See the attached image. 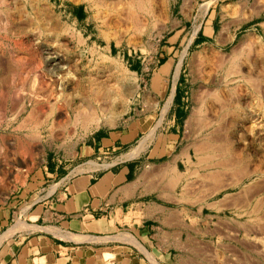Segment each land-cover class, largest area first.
Returning a JSON list of instances; mask_svg holds the SVG:
<instances>
[{
	"label": "rangeland",
	"instance_id": "rangeland-1",
	"mask_svg": "<svg viewBox=\"0 0 264 264\" xmlns=\"http://www.w3.org/2000/svg\"><path fill=\"white\" fill-rule=\"evenodd\" d=\"M32 1L30 0L31 4L28 3L29 0H0V60L5 61L8 66L5 79L0 82V106L2 102H7L8 109L5 112L8 113L7 115L2 109L0 110V206L5 204L12 192L15 193L24 186L37 170L41 176L40 168L48 162L56 161L66 166L69 171L72 170L71 174L82 172L81 169L88 167L91 161L105 167L108 163L111 165L116 162H109L111 160L125 159L124 155L153 132L151 136L154 138L153 142L155 140L162 142L167 139L166 132L178 131L175 152L142 164L145 174L149 175L147 176L149 189L144 200L146 203L158 204L162 210L160 218H157L154 224L162 230L163 244L173 247V251L177 254V264H264V229H261L264 226V204L261 205L262 203L257 201H252L250 204L251 195L233 194L234 196L227 198V202L224 201L226 206L223 205L221 209L208 207V203L237 192L239 187L230 188L214 197L204 199L206 190L209 192V189H206L207 186L200 188V184L198 186L199 180L197 182L196 179H199V176L190 175L183 180L184 182L181 181L171 188L172 179L166 168L167 164L173 163L176 157L179 171L186 172L188 166L181 155L183 149L189 146L196 160L191 143L200 140L206 133L218 135L227 130L230 137L238 143V147L243 148L239 150L242 151V155L246 158L249 156V161L253 160L251 165L254 163V166L259 165L261 161L260 164L264 166V113L259 105V92L264 88V55L260 57V65L255 74H252L255 76L252 80L244 79L238 74L228 76L226 68L219 69L214 65L215 51L221 49L230 51L248 34L247 32L256 31L264 38V0H199L197 2L199 13L206 12L211 6L214 9L213 15L216 16L214 29L210 23L206 27L200 25L196 37L202 34L204 29L208 36L197 44L195 40L193 41L188 55L183 59L177 79L175 74L182 53L194 33L195 26L201 24L194 18L196 12L193 9L196 3L193 0H144L140 7L133 4L134 0H116L109 10L102 9L103 15L108 19L107 25L98 16V9L88 6L84 0H52L54 10L65 26L63 28L54 26V21L52 22V19L39 9L40 6L37 7L38 0ZM208 2L211 4L207 7ZM133 13L139 14L136 17L138 22L141 21L138 26L135 19L129 17ZM81 36L83 40L85 39V43ZM234 36L235 39L232 40ZM36 49L38 53L35 58L33 53H36ZM255 53L252 51L251 55ZM33 59L36 63L39 60L44 61L37 72L47 74L46 86L40 90V93L48 94V100L45 102L47 106L45 110L48 114H52L49 106L56 100L62 105L65 103L66 107L72 98L78 99L82 96L87 98L88 94L97 91L102 84H117L116 86L120 85L121 89L129 92L134 91L135 88L134 96L129 106L118 105L114 111L116 113L118 110V112L111 113L112 118L109 116V119L111 118L109 120L107 117L98 127L93 125L85 129L81 122H77L79 125L76 123L77 125L73 124L74 127L73 125L71 128L66 127L72 131L70 134L66 128L49 129L50 118L56 115L54 112L53 115L43 114L39 119L40 122L46 123L45 126L39 124L37 117L30 118V105L28 111L18 113L20 105L27 100L22 94L20 78L22 73L24 77L32 69ZM60 59L61 63H59ZM45 60H54L57 69L53 70ZM122 69L124 71H121ZM53 79L60 80V83H53ZM27 81L24 82L25 87L30 85V88L32 86L34 88L35 78L32 80L28 78ZM218 86L225 87L219 101L214 99L217 98L214 94L211 96L205 94L209 88ZM177 88L179 99L184 98V105L179 119L172 128L169 127L168 121L174 112L173 102ZM173 89L175 92L173 100L164 113ZM233 94L235 95L232 96ZM237 98L240 102L234 100ZM203 100L207 105L206 110L208 108L205 118L215 124L207 125L210 127L204 129L203 123L196 122L197 113L191 119ZM215 118L217 121L219 118L220 120L217 122ZM24 120L27 124L24 123L26 125L20 128V123ZM216 122L218 125L222 124L220 128L217 127ZM198 126H202L201 131ZM125 128L129 130V138L138 131L139 136L129 145L111 154L112 159L101 157L100 160H96L94 157L80 156L82 148L89 144V139L96 131L110 132ZM221 128H225V131ZM142 156L144 157L138 160L146 161V155ZM79 168L81 169L78 170ZM14 178L15 180L12 181ZM253 178L264 181V173H259ZM58 181L59 179L46 183L43 187L48 188L51 193L60 184ZM249 181L246 180L245 183ZM187 182L191 187L183 188ZM35 197L36 195L31 199ZM247 197L249 200L246 203ZM233 202H237L236 204L241 207L232 206ZM254 204H258L257 208L260 205L261 209L251 213ZM20 206L18 205L19 208ZM252 220H255V223ZM246 222L250 226L255 225L254 233L248 235L244 230V227L248 226ZM6 230V227L0 230V235ZM244 239L254 241V244L251 247L244 246L241 243Z\"/></svg>",
	"mask_w": 264,
	"mask_h": 264
},
{
	"label": "crops",
	"instance_id": "crops-1",
	"mask_svg": "<svg viewBox=\"0 0 264 264\" xmlns=\"http://www.w3.org/2000/svg\"><path fill=\"white\" fill-rule=\"evenodd\" d=\"M193 1L197 23L214 29L212 6L199 13V0ZM201 36H208L205 29ZM183 100L174 99L169 127L179 119ZM128 132L96 131L80 156L112 159L139 136L138 131L129 138ZM177 132H166L162 142L148 137L139 157L111 160L116 162L102 168L71 174L56 161L42 166L41 176L37 170L0 206V230L7 228L0 235V264H177L173 247L163 244L162 230L154 224L161 207L144 200L149 175L142 165L175 152ZM142 155L146 161L140 162ZM57 179L53 192L43 187Z\"/></svg>",
	"mask_w": 264,
	"mask_h": 264
},
{
	"label": "bare ground",
	"instance_id": "bare-ground-1",
	"mask_svg": "<svg viewBox=\"0 0 264 264\" xmlns=\"http://www.w3.org/2000/svg\"><path fill=\"white\" fill-rule=\"evenodd\" d=\"M3 1V0H2ZM34 1V0H33ZM32 1V2H33ZM52 0H38L36 2L39 3V5L37 7H39L40 10H43V13H46V15H48L50 17V19H52V22L54 21V26H57L59 28H63L65 26H63L64 24L61 22V18L60 16H58L56 14V11L54 10V5L51 3ZM75 1H80V0H75ZM83 1V0H81ZM87 2L88 6L93 7V8H97L98 9V16L102 19L103 23L108 22V19L106 18V16L103 15V11L102 9H106L109 10L110 8H112V4H114L116 2V0H84ZM215 1V0H214ZM133 4H136L137 6L139 5H143L144 0H134ZM149 2V1H148ZM28 3H31L30 0ZM120 3V2H119ZM150 3V2H149ZM2 4V3H1ZM32 4V3H31ZM36 4V3H35ZM34 4V5H35ZM211 4V2L207 3V7ZM130 5V4H129ZM149 5V4H148ZM21 6V5H20ZM119 6V5H118ZM31 7V6H30ZM37 7L35 9H37ZM140 7V6H139ZM24 8V7H23ZM34 8V7H33ZM32 8V9H33ZM117 8V7H115ZM130 8V7H129ZM145 8V7H144ZM39 10V11H40ZM100 10V11H99ZM37 11V10H36ZM116 11V10H115ZM128 11V9H127ZM135 11V10H134ZM119 12V11H118ZM136 12V11H135ZM42 13V11H41ZM127 13V12H126ZM109 14V12H108ZM137 14V13H136ZM8 15V14H7ZM43 15V14H42ZM125 15V14H124ZM138 15H134L130 14L129 17L131 19H135V23L138 24L141 22H138V18H136ZM49 17H47L49 19ZM98 17V18H99ZM108 17V15H107ZM46 18V19H47ZM126 18V17H125ZM145 18V17H144ZM47 19V20H48ZM143 19V18H142ZM156 19V18H155ZM46 20V21H47ZM110 20V19H109ZM51 21V20H50ZM133 21V20H132ZM21 22V21H20ZM111 22V21H109ZM128 22V21H127ZM126 23V22H125ZM10 24V23H9ZM13 24V23H12ZM56 24V25H55ZM156 24V23H155ZM135 25V24H134ZM142 25V24H140ZM152 25V24H151ZM201 24H197L195 26V29L193 30L194 33L192 35V37L190 38L189 43L187 44L186 48L184 49L182 56L180 58V62L177 66V70H176V74H175V78L177 79L179 77L180 74V69L182 66V62L183 59L185 58V56L188 55L189 52V47L191 46V44L193 43V41L195 40V37L198 33V31L200 30ZM13 26V25H12ZM136 26V27H137ZM15 27V25H14ZM19 27V26H18ZM135 27V26H134ZM133 27V28H134ZM56 28V27H55ZM4 29V28H3ZM57 29V28H56ZM66 30V28H64ZM14 30V29H13ZM16 30V29H15ZM18 30V29H17ZM101 31V29H100ZM104 32V31H103ZM107 32V31H106ZM248 34L244 36V38L237 44L235 45L230 51H224L223 49L221 50H217L215 51L214 58L216 59V64L218 67L217 68H226L227 69V74L228 76H232L234 74H238L240 76H242V78L244 77L247 78L248 80H252V74H255L256 70H258V67L260 65V57H262L264 55L263 53V48H264V38L260 35L257 34L256 31H250L247 32ZM108 34V33H106ZM105 34V36H107ZM82 39V36L80 37ZM79 38V40H80ZM123 38V37H122ZM235 39V36L232 37V40ZM231 40V41H232ZM82 41L84 42L85 39ZM118 41V40H117ZM85 43V42H84ZM92 48V47H91ZM95 49V48H92ZM50 51V50H49ZM96 51V49H95ZM252 51H255V55H251ZM1 52V51H0ZM92 52V50H91ZM37 49H36V53H33V56L36 58L37 56ZM214 53V51L212 52ZM4 54V53H3ZM34 58V59H35ZM105 58H107V56H105ZM110 57H108L107 60H109ZM33 59V61H31V66L32 69H30L26 75H24L23 77V73H22V77L21 79V90H22V94L23 96H25L26 103H23V105H20L21 108H18L19 112H25L28 111V106L30 105V111H29V115L30 118L31 117H37V120L40 122V118L41 116L47 113V111L45 110L46 104L45 102H47L48 100V94L46 93H40V90L44 88V86H46L47 80H46V76L47 74L45 72L42 73H38V69L43 65L44 61L43 60H39L38 63L35 62V60ZM112 59V58H111ZM113 60V59H112ZM54 60L52 61H47L45 60V62H48V64L52 67L53 70L57 69V66L54 65L53 63ZM215 61V60H214ZM112 62V61H111ZM114 62V61H113ZM59 63H61V59L59 60ZM7 65L5 63V61L0 60V82H2L5 79V72H7ZM27 70V69H26ZM47 70V69H46ZM49 71V70H48ZM51 71V69H50ZM121 71H124L123 69ZM24 72V71H23ZM126 72V70H125ZM124 72V73H125ZM127 73V72H126ZM25 74V73H24ZM121 75V74H120ZM128 76V75H127ZM255 77V76H254ZM260 77V76H259ZM258 77V78H259ZM28 78H35V85L34 88L32 86V88H30L29 86L25 87L24 82L28 80ZM122 78V77H121ZM18 79V78H17ZM227 79V78H226ZM254 79V78H253ZM13 80V79H12ZM17 81V80H16ZM15 81V82H16ZM247 81V80H246ZM19 82V83H20ZM28 82V81H27ZM53 83H60V80L58 79H53L52 80ZM119 82V80H118ZM227 82V81H226ZM225 82V83H226ZM12 83V82H11ZM133 83V82H132ZM135 83V82H134ZM24 84V85H23ZM32 84V83H31ZM122 84V83H121ZM250 84V83H249ZM117 85V84H116ZM116 85H112V84H102L101 86L98 87L97 91H94V93L92 94H88L87 98L86 97H79L78 99H76L75 97L72 98L70 101L68 102V104H66L65 107V103L62 105L60 101L56 100L55 102L51 103V106H49L52 114H48V115H54L50 118V122L48 123L49 125V129L55 130L57 129H61L63 130V128L65 129L66 127L71 128V126L74 124H76L77 122H81V125L84 126L85 129H89L90 127H93V125H96V127H98L101 123H103V120L106 119L111 113H115V108L118 105H122L124 104L125 106H129L132 97L134 96L135 93V86L134 91L132 90V92L127 91V90H123L121 89L119 86ZM126 85V84H124ZM123 85V86H124ZM17 86H19V84H17ZM133 86V85H132ZM226 86V85H225ZM5 87V86H4ZM130 87V85H129ZM128 87V88H129ZM3 88V87H1ZM125 88V87H124ZM225 88V87H224ZM224 88L222 86H218L215 88H209L207 91H205L204 93L207 95H213L214 97L217 96V98L214 99H221V95L223 94V90ZM127 89V88H126ZM139 89V87L137 88V90ZM259 89V88H258ZM257 89V90H258ZM18 90V89H17ZM206 90V89H204ZM2 91V89H1ZM47 91V90H46ZM91 91V90H90ZM230 91V90H229ZM233 91V90H232ZM44 92V91H43ZM235 92V91H234ZM261 92V93H260ZM259 92L260 94V101H259V105L261 107V109L263 110L264 113V88ZM4 93V92H3ZM18 93V92H17ZM174 89L173 92L169 98V101L167 102V105L165 107L164 113L168 110L169 108V103H171L170 101L173 100L174 97ZM2 94V93H1ZM232 94V93H231ZM207 95V96H208ZM235 94H233L232 96H234ZM1 96V95H0ZM4 96V95H3ZM2 96V97H3ZM18 97V96H17ZM22 97V96H21ZM206 97V96H205ZM204 97V98H205ZM237 97V96H236ZM234 97V98H236ZM239 97V96H238ZM5 98V97H4ZM224 98V96H223ZM3 99V98H2ZM210 99V98H209ZM225 99V98H224ZM223 99V100H224ZM258 99V98H257ZM202 100V99H201ZM211 100V99H210ZM223 100L221 102H223ZM226 100V99H225ZM224 100V101H225ZM231 100V99H230ZM236 100V102H240V99H234ZM216 101V100H214ZM219 101V100H218ZM216 101V102H218ZM12 102V101H11ZM64 102V101H63ZM197 102V101H196ZM235 102V101H234ZM235 102V103H236ZM18 103V102H17ZM49 103V104H50ZM220 103V102H219ZM224 103V102H223ZM221 104V103H220ZM225 104V103H224ZM227 104V103H226ZM238 105V103H237ZM122 106H119L120 108ZM206 102L203 100L201 103H199V106L197 108L196 111H194L195 113L192 114L191 119L193 118V115L197 113V124L198 122H200V124L203 125V129L204 127H210L207 125H215L212 124L211 122H209L208 120L210 119H206L205 118V114H207L208 112V108L206 110ZM222 106V105H221ZM227 106V105H226ZM225 106V107H226ZM233 106V105H232ZM12 107V106H11ZM224 107V108H225ZM119 108V109H120ZM2 109V111H4V113L6 111H8L7 109V102H2L1 106H0V110ZM17 109V110H18ZM223 109V107H222ZM210 110V109H209ZM220 110V109H219ZM226 110V109H225ZM238 110V109H237ZM118 112V110H117ZM116 112V113H117ZM207 112V113H206ZM229 112V111H228ZM234 112V111H233ZM16 112V114H18ZM115 113V114H116ZM247 113V112H246ZM8 113H5V115H7ZM46 114V116H47ZM113 114V115H115ZM228 114V113H227ZM14 115V114H13ZM12 115V116H13ZM33 115V116H32ZM250 115V114H249ZM4 116V115H3ZM15 116V115H14ZM116 116V115H115ZM204 116V117H203ZM210 116V114H209ZM208 116V117H209ZM111 117V116H110ZM114 117V116H113ZM207 117V118H208ZM213 117V116H212ZM212 117H210L212 119ZM254 117V116H253ZM12 118V117H11ZM112 118V117H111ZM110 118V119H111ZM260 118V117H259ZM49 119V118H47ZM109 119V120H110ZM190 119V120H191ZM195 119V118H194ZM195 119V120H196ZM26 120H28V118H26ZM26 120L23 121V123H20V128L22 127V125H26L27 122ZM203 120V122H201ZM220 120V118H219ZM218 120V121H219ZM48 121V120H45ZM108 121V120H107ZM214 121V118H213ZM215 121L216 118H215ZM217 121V122H218ZM188 122V121H187ZM216 122V123H217ZM264 122V121H263ZM26 123V124H24ZM190 123V122H189ZM227 123V122H226ZM39 124H42L43 126L46 125V123L40 122ZM45 124V125H44ZM78 124V123H77ZM76 124V125H77ZM47 125V126H48ZM73 125V127H74ZM79 125V124H78ZM218 125V123H217ZM222 125V124H221ZM221 125L219 124L217 127H221ZM25 127V126H24ZM28 127V126H26ZM72 127V128H73ZM82 127V126H81ZM199 130L201 131V127L198 126ZM219 127V128H220ZM223 127V126H222ZM16 128V127H15ZM18 128V126H17ZM47 128V129H48ZM66 128V129H67ZM215 128V127H213ZM218 128V129H219ZM154 129V128H153ZM206 129V128H205ZM224 129L225 128H221ZM50 130V131H52ZM69 130L70 134V129ZM66 130V131H67ZM207 130V129H206ZM213 130V129H212ZM220 130V129H219ZM85 131V130H84ZM90 131V130H89ZM199 131V132H200ZM210 132H212L211 130H209ZM208 131V132H209ZM215 131V130H214ZM213 131V132H214ZM221 131V130H220ZM223 131V132H224ZM229 130H227L226 132L222 133L220 132V134L216 135L215 133H209L204 136V137H200V140H195L196 142L191 143V147H193L194 149V153H195V157L196 160H194V155L192 154V152L190 151V149L188 148L189 146H186L185 149H183V151L181 152V155L184 158L185 163L188 166V170L186 172H181L178 169V164H177V158L175 157L173 163H169L167 164L166 168H167V173H170V177L172 179V182L170 184L171 188L172 186L178 185L179 182H184L183 180L186 178H189L190 175H197L196 177L199 176V179H196V181L198 183V186L200 184V188L202 187H206V189H209L207 193L205 194L204 199H208V197H214L215 195L219 194L222 191L228 190L230 188H235V187H239V190L237 192H234L232 194H227L225 195L223 198H220V200L217 201H213L207 204L208 207H217L218 209H221V207L226 206L225 202H227V198L230 197L231 195H244V196H250V204L252 201H257L258 203H262L261 205L264 204V181H259V179H254L253 177L258 175L259 173H264V166L260 164V160H258V164L255 165H251L253 160L249 161V156L246 158L244 155H242L243 153H241L242 151L239 150H243V148H241L240 146L238 147V143L236 142V140L233 137H230V133L228 132ZM54 132V131H53ZM68 132V131H67ZM72 132V131H71ZM153 132V131H152ZM150 132V133H152ZM216 132V131H215ZM219 132V131H217ZM50 133V132H49ZM74 133V132H73ZM154 132L151 134V136H153ZM203 134V133H202ZM215 134V135H214ZM200 135V133H199ZM198 135V136H199ZM262 135V134H261ZM148 136V135H147ZM149 136V137H151ZM148 137H145L141 143L136 146L135 148H133L129 153H127L126 155H124L125 159H133L137 156H139L148 146ZM152 139V138H151ZM198 139V138H197ZM250 139V138H249ZM150 140V139H149ZM238 142H240L238 140ZM188 145H190L188 143ZM240 145V143H239ZM22 147V146H21ZM23 148V147H22ZM184 148V147H183ZM250 155V154H249ZM179 157V156H178ZM252 158V157H251ZM251 162V163H250ZM256 162V161H255ZM102 164L98 163V162H94L91 161L89 162V166L88 167H81L78 170L81 169V171L86 170V169H98L101 168ZM110 165L109 163L106 164L105 166ZM196 166V168H195ZM194 167V168H192ZM159 170V169H158ZM166 171V170H165ZM203 171V173L201 172ZM159 176V175H158ZM262 176V175H261ZM170 180V179H168ZM193 180V179H192ZM246 180H250L249 182L245 183ZM264 180V178H263ZM195 181V180H194ZM186 182V180H185ZM193 182V181H191ZM208 182V183H207ZM165 184V183H164ZM189 184V185H188ZM194 184V183H192ZM196 184V183H195ZM194 184V185H195ZM187 186H190V183H185L183 185V188ZM193 186V185H192ZM191 187V186H190ZM194 187V186H193ZM197 187V185H196ZM187 189V188H186ZM184 189V190H186ZM198 189V188H197ZM201 190V189H200ZM160 193V192H159ZM193 193V192H192ZM233 195V196H234ZM187 198V197H186ZM232 199V198H231ZM248 197L246 198V203L248 202ZM204 201V200H203ZM225 201V202H224ZM235 201V200H232ZM238 201V200H237ZM256 202V203H257ZM224 203V204H223ZM237 203V202H236ZM235 202H233L232 206L234 207H238L241 205H237ZM241 203V202H240ZM248 203V204H249ZM255 203V204H256ZM253 206V209L251 210V213H255V211L260 210L261 206L259 205V208H257L258 204ZM231 205V204H230ZM230 205L227 207H230ZM245 205V204H244ZM231 206V207H232ZM248 206V205H247ZM256 206V207H255ZM202 207V206H201ZM250 207V206H249ZM255 207V208H254ZM264 207V206H263ZM242 209V208H241ZM257 209V210H256ZM201 210V208H200ZM240 210V209H239ZM240 212V211H239ZM259 212V211H258ZM264 213V212H263ZM249 214V213H248ZM258 215V214H257ZM264 215V214H263ZM261 215V216H263ZM252 216V215H251ZM260 216V217H261ZM258 218V217H257ZM263 219V218H262ZM251 220V219H250ZM256 220V219H255ZM254 220V221H255ZM235 221V220H234ZM253 220L252 222L255 223ZM261 221V218H260ZM264 221V220H263ZM251 222V221H250ZM251 222V223H252ZM257 222V221H256ZM260 223V222H259ZM262 223V221H261ZM264 223V222H263ZM22 225H24V223H20ZM240 224V223H239ZM242 224V223H241ZM247 224V222L245 223ZM258 224V223H257ZM256 224V225H257ZM238 225V222H237ZM248 225V224H247ZM26 226V224H25ZM236 226V225H235ZM242 227L244 225H241ZM240 226V227H241ZM252 226V227H251ZM248 225L246 227H244V230L246 232H248V235H250L251 233H254L253 230V225ZM259 226V225H258ZM257 226V227H258ZM30 227V226H29ZM235 228V227H234ZM255 228V227H254ZM264 229V226L261 227V229ZM14 229V228H13ZM240 229V228H239ZM260 229V230H261ZM235 231V230H234ZM257 231V229H256ZM255 231V232H256ZM264 231V230H263ZM236 232V231H235ZM239 232V231H238ZM260 233H262V231H260ZM256 234V233H255ZM6 238V237H5ZM246 238V237H245ZM235 239V238H234ZM251 239V238H250ZM253 239V238H252ZM256 239V238H255ZM258 239V238H257ZM264 240V239H263ZM254 241H247V240H243V245L244 246H250ZM257 244V243H256ZM255 247V245L253 246ZM252 247V248H253ZM249 248V247H248ZM251 249V248H250ZM255 249V248H254Z\"/></svg>",
	"mask_w": 264,
	"mask_h": 264
},
{
	"label": "trees",
	"instance_id": "trees-1",
	"mask_svg": "<svg viewBox=\"0 0 264 264\" xmlns=\"http://www.w3.org/2000/svg\"><path fill=\"white\" fill-rule=\"evenodd\" d=\"M203 38H205V37H202L201 34H199V35L196 37V39H195L194 42L197 44V43L203 41ZM174 99H175V101L179 99L178 88H177V90H176V94H175V98H174Z\"/></svg>",
	"mask_w": 264,
	"mask_h": 264
}]
</instances>
